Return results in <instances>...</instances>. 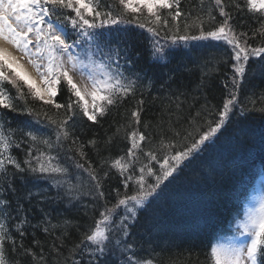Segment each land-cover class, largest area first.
<instances>
[{
  "label": "trees",
  "instance_id": "1",
  "mask_svg": "<svg viewBox=\"0 0 264 264\" xmlns=\"http://www.w3.org/2000/svg\"><path fill=\"white\" fill-rule=\"evenodd\" d=\"M148 2L33 1L69 42L89 21H118L100 29L107 58L91 44L85 53L103 86L94 120L62 53L54 102L0 59V264H220L216 241L243 219L241 199L264 170V8L249 0ZM222 26L243 50L242 69L226 44L177 43ZM223 112L228 121L203 156L150 189L142 209L119 206L139 196L134 178L149 169L126 163L134 135L142 137L136 159L148 163L193 145Z\"/></svg>",
  "mask_w": 264,
  "mask_h": 264
},
{
  "label": "rangeland",
  "instance_id": "2",
  "mask_svg": "<svg viewBox=\"0 0 264 264\" xmlns=\"http://www.w3.org/2000/svg\"><path fill=\"white\" fill-rule=\"evenodd\" d=\"M13 1V3H12ZM21 0H0V55L6 58L17 70H19L30 83L35 85L40 94L48 99L45 93V83L49 79V66L45 64L49 62L50 55L38 50L36 46L34 49L28 50L26 46L18 48L13 40L10 29L18 21V3ZM254 7L264 8V0H249ZM43 54H46L43 56ZM28 67L35 75V79L27 77L22 72V67ZM67 71L72 81L78 86L83 96L87 99V105L91 103L90 83L82 74L74 70L68 64ZM90 91V92H89ZM91 116V109L88 108ZM88 115V116H89ZM89 116V117H90ZM90 118H93L92 116ZM185 155L176 157V163L182 161ZM138 198H132L128 205L138 204ZM124 205V204H123ZM122 205V206H123ZM244 223L240 226V233L233 235L227 239L226 243L219 246L221 250L222 264H250L251 251L250 246L252 238L258 228V225L264 223V179L260 180L257 186L254 202L245 214Z\"/></svg>",
  "mask_w": 264,
  "mask_h": 264
},
{
  "label": "bare ground",
  "instance_id": "3",
  "mask_svg": "<svg viewBox=\"0 0 264 264\" xmlns=\"http://www.w3.org/2000/svg\"><path fill=\"white\" fill-rule=\"evenodd\" d=\"M22 72L27 76V77H29V78H31V79H35L36 77H35V75L32 73V71L28 68V67H25V66H23L22 67Z\"/></svg>",
  "mask_w": 264,
  "mask_h": 264
}]
</instances>
